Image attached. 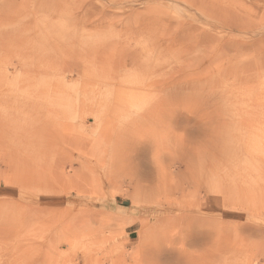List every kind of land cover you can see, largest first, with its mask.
<instances>
[{
	"label": "rangeland",
	"instance_id": "rangeland-1",
	"mask_svg": "<svg viewBox=\"0 0 264 264\" xmlns=\"http://www.w3.org/2000/svg\"><path fill=\"white\" fill-rule=\"evenodd\" d=\"M10 2L0 264H264V0Z\"/></svg>",
	"mask_w": 264,
	"mask_h": 264
},
{
	"label": "bare ground",
	"instance_id": "bare-ground-1",
	"mask_svg": "<svg viewBox=\"0 0 264 264\" xmlns=\"http://www.w3.org/2000/svg\"><path fill=\"white\" fill-rule=\"evenodd\" d=\"M19 1H20V3H18ZM111 1H113V0H111ZM39 2H40V1H39ZM50 2H52V1H50ZM63 2H64V1H63ZM15 3H16V4H15ZM47 3H48V2H47ZM47 3H46V4H47ZM53 3H54V2H53ZM11 4H12V5L15 4V5L13 6V7H15V8H16V7H18V8H23V7H26V4H29V0H13V2H10L8 6H10ZM30 4H31V3H30ZM42 4H43V3H42ZM65 4H66V3H65ZM18 5H19V6H18ZM49 5H51V3H50ZM54 5H55V4H54ZM58 5H59V4H58ZM75 5H76V4H75ZM91 5H92V4H91ZM45 6H46V5H45ZM51 6H52V5H51ZM66 6H67V5H66ZM110 6H111V5H110ZM68 7H69V6H68ZM89 7H90V6H89ZM113 7H114V6H113ZM42 8H43V7H42ZM44 8H45V7H44ZM50 8H52V7H49V11H52V10H50ZM98 8H99V7H98ZM47 9H48V8H47ZM57 9H58V7H57ZM65 9H66V8H64L63 10L65 11ZM112 9H113V8H112ZM112 9H111V10H112ZM61 10H62V9H61ZM61 10H60V12H61ZM68 10H69V9H68ZM68 10L66 9V11H68ZM96 10H97L96 7H93V8H92V11H93V12L96 11ZM40 11H41V10H40ZM54 11H55V10H54ZM66 11H65V12H66ZM71 11H72V10H71ZM103 11L106 12L105 9H104ZM38 12H39V11H38ZM60 12H59V13H60ZM77 12H78V11H77ZM39 13H40V12H39ZM45 13H46V12H45ZM47 13H48V12H47ZM55 13H56V11H55ZM73 13H74V12H73ZM73 13H70V14L72 15ZM107 13H109V12H106L105 15H107ZM52 14H53V13H52ZM63 14H64V13H63ZM91 14H92V13H91ZM42 15H43V14H42ZM64 15H65V14H64ZM38 16H39V15H38ZM56 16H58V15H56ZM69 16H70V15H69ZM93 16H94V15H93ZM110 16H111V15H110ZM46 17L49 18L48 15H47ZM53 17H54V16H53ZM91 17H92V16H91ZM104 17H105V16H104ZM108 17H109V15H108ZM41 18L43 19L42 16H41ZM55 18H56V17H55ZM76 18H77V17H76ZM106 18H107V16H106ZM57 19H58V17H57ZM61 19H62V18H61ZM70 19H71V18H70ZM72 19H73V18H72ZM72 19H71V20H72ZM84 19H85V17H84ZM104 19H105V18H104ZM33 20H34V19H33ZM45 20H46V19H45ZM59 20H60V19H59ZM65 20H66V19H65ZM65 20H64V21H65ZM80 20H81V19H80ZM101 20H102V19H101ZM105 20H107V19H105ZM41 21H42V20H41ZM43 21H44V20H43ZM43 21H42V22H43ZM47 21H48V20H47ZM51 21H52V20H51ZM72 21H73V20H72ZM82 21L85 22V20H82ZM82 21H81V22H82ZM90 21H91V19H90ZM96 21L99 22L100 20L94 18V19H93L91 22H89V23H93V22L95 23ZM103 21H104V20H103ZM108 21H109V20H108ZM54 22H57V21L54 20ZM77 22H78V21H77ZM87 22H88V21H86V23H87ZM109 22H110V21H109ZM34 23H35V22H34ZM86 23H85L84 25H86ZM102 23H103V22H102ZM53 24H54V23H53ZM81 24H83V23H81ZM87 24H88V23H87ZM54 25H55V24H54ZM106 25H107V28H108V27H109L108 24H106ZM55 26H56V25H55ZM90 26H91V25H90ZM95 26H96V23H95ZM84 27H85V26H84ZM110 27H111V26H110ZM98 28H99V27H98ZM101 28H102V27H101ZM101 28H99V29H100V30H103V28H102V29H101ZM87 29H88V28H87ZM88 30H89V29H88ZM111 30H112V29H111ZM46 31H47V30H46ZM74 31H75V30H74ZM86 31H87V30H86ZM96 31H98V29H96ZM104 31H105V30H104ZM47 32H48V31H47ZM52 32H53V31H52ZM57 32H58V31H57ZM78 32H79V31H78ZM82 32H83V31H82ZM92 32H93V31H92ZM100 32L102 33L103 31H98V33H100ZM108 32H109V31H108ZM111 32H112V31H111ZM60 33L62 34L63 32H60ZM60 33H56V34L54 33V34H55L57 37H59V35H61ZM104 33H106V31H105ZM54 34H53V35H54ZM66 34H67V33H66ZM66 34H65V35H66ZM69 34H70V33H69ZM71 34H72V32H71ZM71 34H70V35H71ZM77 34H78V33H77ZM95 34H96V33H95ZM65 35H64V36H65ZM72 35L74 36L75 34H72ZM72 35H71V36H72ZM80 35H81V34H80ZM90 35H91V34H90ZM99 35H100V34H99ZM61 37H62V35H61L59 38H61ZM67 37H68V35H67ZM74 37H75V36H74ZM82 37H83V36H82ZM88 37H89V36H88ZM71 38H72V37H71ZM68 39H70V38L68 37ZM80 39H81V38H80Z\"/></svg>",
	"mask_w": 264,
	"mask_h": 264
}]
</instances>
